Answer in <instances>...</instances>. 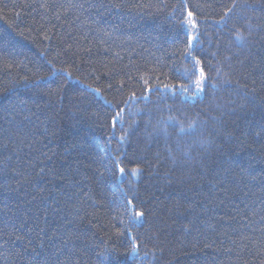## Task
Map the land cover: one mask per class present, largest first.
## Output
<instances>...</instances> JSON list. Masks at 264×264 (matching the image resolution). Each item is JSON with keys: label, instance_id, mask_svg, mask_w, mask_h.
<instances>
[{"label": "trees", "instance_id": "trees-1", "mask_svg": "<svg viewBox=\"0 0 264 264\" xmlns=\"http://www.w3.org/2000/svg\"><path fill=\"white\" fill-rule=\"evenodd\" d=\"M0 264H264V0H0Z\"/></svg>", "mask_w": 264, "mask_h": 264}, {"label": "snow or ice", "instance_id": "snow-or-ice-1", "mask_svg": "<svg viewBox=\"0 0 264 264\" xmlns=\"http://www.w3.org/2000/svg\"><path fill=\"white\" fill-rule=\"evenodd\" d=\"M233 7H235V5H233ZM188 15L189 16H192V13L191 12H189L188 13ZM196 63L197 64H199L200 62L199 61H196ZM200 77H201V79L200 80H197V85H202L203 84V82H204V79L206 78V76H205V73H204V71H203V69H201L200 70ZM212 87H215V85H213ZM201 92H203V87H201L200 89H199ZM123 120V117H121V121ZM121 139L123 140L124 139V137H121ZM120 171L121 172H123L124 170H123V168H121L120 169ZM139 215H143V213H140Z\"/></svg>", "mask_w": 264, "mask_h": 264}]
</instances>
